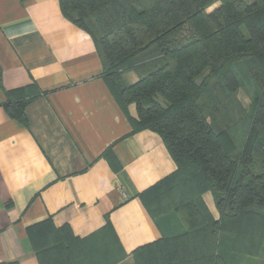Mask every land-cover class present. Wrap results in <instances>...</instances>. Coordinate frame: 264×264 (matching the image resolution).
I'll list each match as a JSON object with an SVG mask.
<instances>
[{"label": "trees", "instance_id": "obj_1", "mask_svg": "<svg viewBox=\"0 0 264 264\" xmlns=\"http://www.w3.org/2000/svg\"><path fill=\"white\" fill-rule=\"evenodd\" d=\"M59 6L91 37L102 77L133 130L159 134L177 169L139 195L162 231L159 240L128 257L118 243L109 244L108 223L105 237L78 238L69 226L47 220L27 229L38 263L119 264L128 257L129 264H226L228 224L237 240L251 225L246 246L232 251L258 255L264 244V0H59ZM130 71L137 80L126 85L122 75ZM241 76L253 85L247 107L237 95ZM38 94L33 84L2 106L27 125L26 106ZM131 103L136 117L128 114ZM206 191L218 219L202 199Z\"/></svg>", "mask_w": 264, "mask_h": 264}, {"label": "crops", "instance_id": "obj_2", "mask_svg": "<svg viewBox=\"0 0 264 264\" xmlns=\"http://www.w3.org/2000/svg\"><path fill=\"white\" fill-rule=\"evenodd\" d=\"M33 84L23 125L2 104ZM127 111L136 117L133 103ZM176 169L159 134L133 130L59 0H0V263L39 264L27 229L47 220L78 238L105 237L108 223L109 244L129 257L162 236L140 193ZM202 199L218 219L211 192Z\"/></svg>", "mask_w": 264, "mask_h": 264}, {"label": "rangeland", "instance_id": "obj_3", "mask_svg": "<svg viewBox=\"0 0 264 264\" xmlns=\"http://www.w3.org/2000/svg\"><path fill=\"white\" fill-rule=\"evenodd\" d=\"M246 1H250V0H246ZM217 6H218V2H215L211 4L206 10L209 12L214 8H216ZM237 95L241 103L245 107L253 103V99H254L253 85L250 84L248 81H246L245 78H243L242 76H241V87L239 88ZM161 221L164 222L165 220L162 219ZM165 223L167 224L172 222L165 221ZM250 226L251 225L248 224V227L245 228L246 230L241 231V234L237 235L238 240L236 238V234L234 235L231 234L232 230L235 229V226L233 224H228L226 226V230H231V231H226L224 240L222 242V253L226 264H264V244L260 248L261 249L260 253L256 256H254L253 254L248 255L245 253H236L232 251L234 250L233 246H235V244H238L239 248L241 249L246 246L245 242H247L248 235L250 234L249 233V230H251ZM247 250L249 252H252L253 245L249 247Z\"/></svg>", "mask_w": 264, "mask_h": 264}]
</instances>
